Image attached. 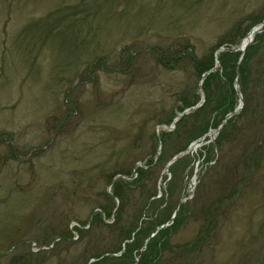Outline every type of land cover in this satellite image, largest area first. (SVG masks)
<instances>
[{
	"label": "rangeland",
	"instance_id": "1",
	"mask_svg": "<svg viewBox=\"0 0 264 264\" xmlns=\"http://www.w3.org/2000/svg\"><path fill=\"white\" fill-rule=\"evenodd\" d=\"M257 20L264 0H0V264H91L147 227L152 194L179 206L159 264H264V32L219 147L200 133L218 114L172 124L181 99L205 103L192 59Z\"/></svg>",
	"mask_w": 264,
	"mask_h": 264
},
{
	"label": "trees",
	"instance_id": "2",
	"mask_svg": "<svg viewBox=\"0 0 264 264\" xmlns=\"http://www.w3.org/2000/svg\"><path fill=\"white\" fill-rule=\"evenodd\" d=\"M257 21H255L253 24L257 25L261 23ZM251 29L252 28H249L247 31H245V33L243 31L242 34L234 36V39L232 38V40H228L226 42L229 45L228 47H224V45L219 46L218 49H229H224L223 52L216 54V56L214 55V52L217 49H215L212 55L207 59H192L196 73L198 74L199 78L203 80L202 91L205 96V103L202 105V103L200 102L199 104L197 100L195 102L190 103L186 99H181L179 101L181 105L177 107L176 111L181 114L187 110H192L189 114L184 115L182 118H180L179 122L177 123L178 127L182 125H187L185 123L188 122L187 120L190 117H192V119L195 118V120L197 119L199 123L200 121H202L207 111L213 114H218L217 117H214L212 120H209L208 124L203 127L204 130L200 132L202 133V135L205 136L210 130H216L225 120L226 116L234 112V110L237 108L239 98L235 91V81L238 77V83L241 86V92L244 94L249 82V62L251 61L256 48L252 47L246 51L242 62L240 63V66L238 64L241 57V53L236 50L232 51L230 49L232 47H237L240 43V40L245 39ZM262 39L263 36L261 34H258L254 41L257 43L260 42ZM179 59H183V55L181 53H179L178 55L173 54L169 59H166L165 62V59H160L159 63L167 69H174L176 64L175 62H177ZM217 62H219V67L215 68ZM212 70H214L213 73L209 74V72ZM260 74L262 75V73ZM203 76H205L204 79ZM262 77L264 78V73ZM262 77L260 78V88L264 92V83L262 81ZM235 117L236 116H234L227 122V127L233 122V119ZM185 127L186 128H184V130L187 129V131H192L191 128L188 129L187 126ZM225 127L224 132L219 134V137L216 142L214 144H210L212 150L215 144L217 147H219L220 143L223 141V139H225L227 134V128L225 129ZM260 135L263 140L264 136L262 134ZM159 139L161 141V144H164L167 139V136L165 134H160ZM197 139L198 136H193V139H191V141H189L183 149L176 152L175 154L185 151L190 146V144H192ZM259 145L257 146L255 153H258V151L261 149V146L264 144L261 141L259 142ZM211 159L212 156L208 159V161H211ZM169 160L170 159H168V161ZM178 164L179 162L174 166L175 169H177ZM249 166L250 167L247 168L250 169V171L253 170L254 164ZM136 174L137 176L133 181V184L139 185L143 181L146 172L143 168H140L136 171ZM121 183L122 180L115 183L113 186V197L119 199L120 201L124 198V192ZM157 201V194H152L147 200V205L145 206V209H143L141 216H146V210H150L149 212L151 215L149 217L146 216V219L148 220L144 222H146L147 227L143 229L142 232L136 234L134 233V229L130 231L126 235L127 237L125 238V242L123 243L124 246L120 247L119 250L115 252L93 254V256L90 257L89 261L94 260L95 262H92L91 264H112L111 262H114V264H122L127 261V258L134 252L137 253L136 259L129 264H159L161 254L167 249L169 238L172 236L173 232H175L176 221L169 227L165 226L166 224H171L172 217L175 213V207H167L164 203H162L157 208L155 207L156 204H159ZM160 208H162V213L166 212V220H157V216L161 211L159 210ZM111 218V214L107 213V211H105L104 209H101L100 212H97V215L94 217L95 220L93 221L104 223V219L111 220ZM81 229L76 228V235H78L79 237H81L83 234Z\"/></svg>",
	"mask_w": 264,
	"mask_h": 264
},
{
	"label": "water",
	"instance_id": "3",
	"mask_svg": "<svg viewBox=\"0 0 264 264\" xmlns=\"http://www.w3.org/2000/svg\"><path fill=\"white\" fill-rule=\"evenodd\" d=\"M263 28H264V22L261 23L260 25L256 26L255 28H253V29L250 31V33L247 35V37H246V38L242 41V43L240 44V46H239V48H238V51L241 52L242 54H244L245 50H246V49L249 47V45L253 42L255 36H256L258 33H261V32L263 31ZM223 51H224V49H220V50L218 51V53L223 52ZM218 53H217V54H218ZM218 66H219V62H217L215 68H217ZM214 70H215V69H214ZM214 70L210 71L209 74L213 73ZM203 78H205V76H203ZM201 84H202V83H201ZM235 88H236L237 94H238V96H239V98H240V105H239V107H238L233 113L229 114V115L226 117V119L222 122L221 126H220L217 130H212V131L209 132V134H208L206 137H209V138L211 139V141H215V139H216V137L218 136V134H219V133L222 131V129L225 127L227 121H228L230 118H232L234 115L238 114V113L241 111L242 107H243L242 94H241L240 87H239V84L237 83V81H236V86H235ZM193 109H196V108H193ZM191 110H192V109L187 110V111H185L184 113L178 114V115L176 116L174 122H173V125H175V123L178 122V121L180 120L181 117H183L184 115L189 114V113L191 112ZM196 144H197V143H195L193 146L196 147V146H197ZM188 151H190V150H188ZM183 155H184V153L181 154V155H179V156L176 157L175 159H178L179 157H181V156H183ZM115 182H116V179L113 180L112 185H113ZM180 204H181V203H180ZM180 204H179V205H180ZM178 209H179V206H178V208H177V210H176V212H175V215H176V213H178Z\"/></svg>",
	"mask_w": 264,
	"mask_h": 264
},
{
	"label": "bare ground",
	"instance_id": "4",
	"mask_svg": "<svg viewBox=\"0 0 264 264\" xmlns=\"http://www.w3.org/2000/svg\"><path fill=\"white\" fill-rule=\"evenodd\" d=\"M260 25V24H259ZM258 26V25H257ZM203 83V82H202ZM210 142L208 143V144H214L215 143V141H211V140H209ZM193 148H196L195 146L193 147Z\"/></svg>",
	"mask_w": 264,
	"mask_h": 264
}]
</instances>
